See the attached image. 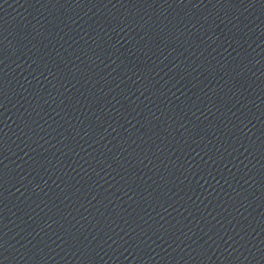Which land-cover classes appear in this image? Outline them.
Segmentation results:
<instances>
[{
	"label": "water",
	"instance_id": "water-1",
	"mask_svg": "<svg viewBox=\"0 0 264 264\" xmlns=\"http://www.w3.org/2000/svg\"><path fill=\"white\" fill-rule=\"evenodd\" d=\"M0 264H264V0H0Z\"/></svg>",
	"mask_w": 264,
	"mask_h": 264
}]
</instances>
